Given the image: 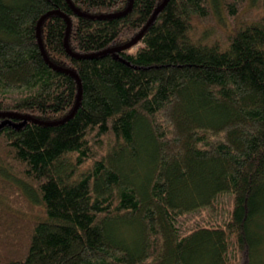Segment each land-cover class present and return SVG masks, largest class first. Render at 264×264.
I'll use <instances>...</instances> for the list:
<instances>
[{
	"label": "trees",
	"instance_id": "16d2710c",
	"mask_svg": "<svg viewBox=\"0 0 264 264\" xmlns=\"http://www.w3.org/2000/svg\"><path fill=\"white\" fill-rule=\"evenodd\" d=\"M162 1L0 0V264H264V0Z\"/></svg>",
	"mask_w": 264,
	"mask_h": 264
},
{
	"label": "water",
	"instance_id": "95a60500",
	"mask_svg": "<svg viewBox=\"0 0 264 264\" xmlns=\"http://www.w3.org/2000/svg\"><path fill=\"white\" fill-rule=\"evenodd\" d=\"M167 0H163L160 5H158L156 7V9L154 10L153 14L151 15V17L149 18V20L147 21V23L145 24V26L143 27V29L138 33V35H136L133 39H131L130 41H128L127 43L123 44V45H119V46H115V47H111L109 49H107V51H118L120 49H123L127 46H129L130 44H132L140 35L141 33L146 29V27L150 24V22L153 20V18L155 17V15L157 14V12L160 10V8L166 3ZM132 3V0H129V3H128V6L121 12L119 13H115V14H112V16L114 15H120V14H123L125 13L129 8H130V5ZM50 12L44 14L38 21L37 23V39H38V42H39V47L41 49V53L43 55V57L45 58V60L53 67H56L55 65H53L51 62H49L46 54H45V51H44V48L42 46V43H41V39H40V34H39V28H40V24L42 22V20L45 18L46 15H48ZM83 14V13H82ZM64 17L66 18V21H67V29H66V34H65V37H64V45L66 47V50L69 51L68 49V44H67V36H68V32H69V20L67 18L66 15H64ZM73 54V53H72ZM75 56H81V55H78V54H73ZM72 74H73V71H70ZM76 80H77V83H78V93H77V99H76V102H75V105L72 109V111L67 115L65 116L63 119H61L60 121H63L67 118L70 117V115L75 111L78 103H79V96H80V82H79V79L77 78L76 75H74ZM20 117H22L23 119H30V120H35L34 118L30 117L29 115H20ZM36 121V120H35Z\"/></svg>",
	"mask_w": 264,
	"mask_h": 264
},
{
	"label": "rangeland",
	"instance_id": "374dc122",
	"mask_svg": "<svg viewBox=\"0 0 264 264\" xmlns=\"http://www.w3.org/2000/svg\"><path fill=\"white\" fill-rule=\"evenodd\" d=\"M6 1H11V0H6ZM255 12H256V8H254L253 9ZM260 8H259V10H257V13H260ZM203 27L202 26H200V25H197L196 26V28H195V31H194V34H195V36H197V37H199L200 36V34L202 33V31H203ZM212 34V33H211ZM214 37V35H212V38ZM185 220H187V219H189V218H191V216H189V215H186L185 217Z\"/></svg>",
	"mask_w": 264,
	"mask_h": 264
}]
</instances>
